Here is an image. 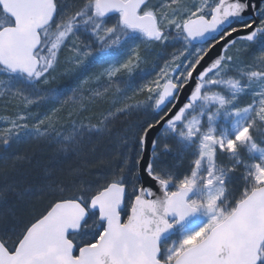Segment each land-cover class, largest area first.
I'll return each mask as SVG.
<instances>
[{"label": "snow or ice", "instance_id": "obj_1", "mask_svg": "<svg viewBox=\"0 0 264 264\" xmlns=\"http://www.w3.org/2000/svg\"><path fill=\"white\" fill-rule=\"evenodd\" d=\"M0 13V96L22 109L0 131L5 171L23 159L8 151L22 140L76 153L85 135L104 132L117 115L143 107L151 117L138 125L135 155L117 153L119 165L103 183L81 180L83 169L75 166L64 186L48 173L36 183L0 188V264H264V0H0ZM150 43L181 47L155 79L135 89L133 95L147 93L144 101L117 107L114 100L96 124L71 119L110 90L125 93L130 85L117 80L132 75L140 44ZM237 43L244 52L259 49L251 63L229 54ZM93 62L107 65L94 77L106 80L103 92L88 89L85 97L87 78L70 95L51 87L64 64L73 71ZM242 96L250 97L243 106ZM44 102L60 106L33 116L30 109ZM157 127L191 152L183 173L157 171L156 139L145 162L143 148ZM13 198L50 199L18 226Z\"/></svg>", "mask_w": 264, "mask_h": 264}, {"label": "rangeland", "instance_id": "obj_2", "mask_svg": "<svg viewBox=\"0 0 264 264\" xmlns=\"http://www.w3.org/2000/svg\"><path fill=\"white\" fill-rule=\"evenodd\" d=\"M188 3H191V0H187ZM152 4L158 3V0H151ZM2 13H0L1 15ZM3 16H0V19H2ZM139 43V42H137ZM180 44H175V45H169L167 48H164L160 46L159 44L155 43H150V44H140V55H141V62L139 64V67L134 69L133 73L131 76H129L127 73H121L117 83L120 84L121 87H124L126 84L130 85L123 93L122 95H116L114 90H110V92L104 96L97 97L93 102H90L87 104L88 105H93L96 102H101L104 101L106 102V107L104 111L106 110H112L113 108V101L116 100L118 103L115 105L117 107L123 106L124 103H134L137 100L144 101L146 99L147 93H138L136 95H139L138 98L136 97V100H133L134 96L133 92L135 89L143 86L145 83L148 81H151L156 78V73L159 71V67L163 66V63L166 59H169L170 56L169 54L176 48H180ZM237 49H240V52H237ZM155 52L152 56V60L147 62L146 59L144 58L145 56H149ZM259 49L256 48L255 50H249L247 52L243 51V46L240 43H237L236 47L231 49V52L229 54H234L238 55L241 60H244L248 63H251L253 60V57L258 55ZM69 55V50L65 49L63 52L60 53V59L61 61H64L65 57ZM121 62L125 59H127V53L125 52L122 57L120 58ZM107 65H102L97 62L90 63L87 68H81V69H76L73 71H65L66 68H71V65L64 64L62 67L57 69V72L54 74L55 79L51 82V87H56L55 83L56 80L59 78H80V79H75V86L71 88H75L76 85L80 82L85 80L86 78L89 79V83L85 86V91L84 95L85 97L89 96V92L87 91L88 89H93V90H98L103 92V89L107 87V82L104 78H101L99 81L94 79L95 76L99 75L100 72L103 70L104 67ZM155 66V67H154ZM229 75H235V73H229ZM70 88V89H71ZM70 89H66V95H70ZM214 90H220V89H214ZM224 91H227V89H224ZM126 95L128 97H131L130 100H124L123 96ZM250 97L249 96H242L240 100L241 106L249 102ZM0 104H1V110L0 113L6 112V113H11L9 115V119L6 121V124L9 120L13 119L15 114L19 111H21V105L20 101L13 99L11 96H0ZM45 105H48L47 107ZM51 106H56L59 107L60 105L57 103L55 105L50 104L49 102H44L40 106H34L30 109V111H33V113H36V115H43L44 113H47L50 111ZM66 109H70L67 108ZM88 109V108H87ZM86 109V110H87ZM71 110V109H70ZM84 109H81L80 111H83ZM103 111V112H104ZM136 111H141L144 112L143 107L141 108H133L129 112L134 113ZM1 122V120H0ZM64 128L67 125L66 123L63 124ZM138 125L135 122H132L131 125L128 127L129 131L132 135L137 136V127ZM1 129L0 131H2ZM118 134L113 135V141H115L116 137ZM158 146L156 149V154H157V171L160 170L161 167H167L171 168L173 171L176 173H183L185 169H187L190 165L191 160L193 159V156L190 151L184 150L181 145L178 143V141L166 134H162L160 138L158 139ZM168 145L170 151L165 153L163 151L164 146ZM19 148V144L16 145ZM16 146H12L11 149H9V154L13 153L15 150ZM16 147V148H17ZM115 149H117V146L113 145ZM125 148L122 149L119 152H124ZM127 151V150H126ZM118 152V153H119ZM114 153H112V156ZM241 155L246 156V152L244 149H241ZM111 156V155H110ZM112 160L108 159V163H111ZM218 163L223 164L224 166H231V161L226 157V156H218ZM109 166V165H108ZM114 169L113 165H110L108 167L109 173L111 170ZM9 179V178H8ZM6 178V180H8ZM129 192H131V186L129 187ZM11 204L9 203V208Z\"/></svg>", "mask_w": 264, "mask_h": 264}, {"label": "trees", "instance_id": "obj_3", "mask_svg": "<svg viewBox=\"0 0 264 264\" xmlns=\"http://www.w3.org/2000/svg\"><path fill=\"white\" fill-rule=\"evenodd\" d=\"M0 16H3V14ZM154 53L155 52L148 57L144 54V58L147 62L152 60L151 58L155 55ZM75 79L80 78H59L56 80L55 86L57 88H64L65 90L70 89L75 86ZM139 95H135L133 100H136V97L138 98ZM106 105L107 104L104 101L96 102L93 105H88L87 112L104 113L103 111ZM74 115L78 116L76 113H74L73 116ZM94 138L95 137H92L90 140H93ZM135 146L136 148L138 147L136 142ZM20 148L22 149L16 153L23 156V159L15 162L14 166L10 162L7 166V171H5V165L3 166L4 168L0 169V183L4 186L16 184L26 186L40 181L48 173L52 174L51 179L53 181L60 184V186H64L61 182H64L65 184L68 182V170L75 166H80L83 169L80 177L81 180L85 182L98 181L103 183L104 177L110 175L108 174V167L113 165V167L116 168L119 165V159L116 158L118 152L115 153L114 151V155L112 156V153H108L106 148H94L88 146L86 149H82L79 153L76 152L69 154L58 153L56 151L57 146H49L41 143L27 144ZM108 159L112 160L111 163H108ZM6 178L9 179L6 180ZM72 191V188L69 187L64 195L70 196ZM48 199L50 198L28 202H19L16 199L12 200L10 203V209L15 213V220L18 222V226L22 225L33 215L41 211L47 204ZM130 200L131 196L129 195L126 204L130 203ZM9 226H11V224Z\"/></svg>", "mask_w": 264, "mask_h": 264}, {"label": "bare ground", "instance_id": "obj_4", "mask_svg": "<svg viewBox=\"0 0 264 264\" xmlns=\"http://www.w3.org/2000/svg\"><path fill=\"white\" fill-rule=\"evenodd\" d=\"M68 111H70V109L65 108L62 112V115L65 117V121L68 119ZM30 112L33 114V116H36V113H33V111H30ZM107 112H108V110L104 111V113L87 112V110L86 111H80V112L76 113L78 116L74 115V116H72L71 119L76 120L77 122H83L84 124H96L99 120L103 119V117L105 115H107ZM10 114L11 113H6V112H2V114L0 113V120H1L0 130L7 127L6 121L9 119ZM44 114H46V113H44ZM146 119H151V117H150V114L148 112H145V111L144 112L136 111L134 113L127 112L125 114L117 115L116 117H113L111 119V121L108 125V129L105 130L104 132L92 133V134L85 135L84 138L82 139V142H81V150L84 148L86 149L88 146H91L94 148H97V147L106 148L108 153H114V151H115V153H117V152H119L125 148V151L131 150L132 155H135V151H136L135 142H136L138 135L133 136L130 133L128 127L131 125L132 122H135L137 125H140ZM65 121H61V124H65ZM32 122H34V121L29 120V123H32ZM65 129H67V125L65 126ZM139 131L140 130L138 127V129H137L138 134H139ZM163 133L164 132L162 129L160 131V133L157 134L155 139L158 140ZM114 134H118L115 141H113V138H112ZM92 137H95V138L93 140H90V139H92ZM125 138L128 140V143H127V145H122L121 141ZM34 143H41V144L49 145V146H57L55 142L49 143L47 141H43V140H39V139H37V140H31V139L22 140L21 142L14 144V146L19 144V148L16 146L17 148L15 147V150H13L14 152L11 154H16V152L20 151L22 149L20 147H24L27 144H34ZM113 145L117 146V149L112 147ZM156 149H157V147H156ZM156 149H155V152H156ZM81 150L79 152H81ZM152 155H153V152H152ZM4 165H5L4 162L0 161V169L4 168L5 167ZM2 187H4V185H2L0 183V188H2ZM12 200H14V198L10 199L9 203H11Z\"/></svg>", "mask_w": 264, "mask_h": 264}, {"label": "water", "instance_id": "obj_5", "mask_svg": "<svg viewBox=\"0 0 264 264\" xmlns=\"http://www.w3.org/2000/svg\"><path fill=\"white\" fill-rule=\"evenodd\" d=\"M220 51H221L220 47H217L216 49H214L212 54H211L212 57H215L216 54L219 53ZM161 130H162V128L157 127L156 130H154L150 133L149 142L147 144H145V146L143 148L145 162H147L148 160H151L153 158L152 152L154 149L151 145V140L155 139L157 134L160 133ZM142 182L149 187H153V182L147 176L142 177Z\"/></svg>", "mask_w": 264, "mask_h": 264}]
</instances>
